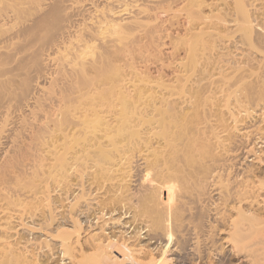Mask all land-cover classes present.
<instances>
[{
    "label": "bare ground",
    "instance_id": "6f19581e",
    "mask_svg": "<svg viewBox=\"0 0 264 264\" xmlns=\"http://www.w3.org/2000/svg\"><path fill=\"white\" fill-rule=\"evenodd\" d=\"M8 154L0 264H264V0H0Z\"/></svg>",
    "mask_w": 264,
    "mask_h": 264
},
{
    "label": "rangeland",
    "instance_id": "374dc122",
    "mask_svg": "<svg viewBox=\"0 0 264 264\" xmlns=\"http://www.w3.org/2000/svg\"><path fill=\"white\" fill-rule=\"evenodd\" d=\"M145 40V42H146V38L144 39ZM148 42V41H147ZM96 49V48H95ZM94 49V50H95ZM97 51H98V49H96L95 50V52H94V55H95V53H97ZM90 55H92V56H90ZM93 55V53H89L88 54V58H90V59H92V57H94L95 58V56ZM116 56H117V54H115ZM155 56V57H153V56ZM152 55H150L149 57H147V59L145 58L144 59V61L142 60H140V65L142 66V65H144V66H142V69L145 71L146 70V73L147 74H149V75H154L155 73V75H157V73L159 74V73H164V74H168V70H169V68L168 67H166L167 69H165V67H161V65L163 66V64H161V63H164L166 60V50H164L163 51V57L160 55V56H158L159 54H152ZM114 56V55H113ZM112 56V59H113V61H114V59H117V58H120V57H113ZM156 56H157V58H156ZM160 57H162L163 59H164V61L162 62V58H160ZM159 58L161 59V60H159ZM161 61V62H160ZM112 63H115V62H112ZM117 63V62H116ZM164 65H165V63H164ZM145 67V68H144ZM163 68V69H162ZM166 71H165V70ZM158 70H161V71H158ZM150 71V72H149ZM149 72V73H148ZM152 73V74H151ZM154 75V76H155ZM42 84H44V88L47 86V82L45 81V80H43L42 81ZM41 84V85H42ZM40 94H42V91H37L34 95H33V97H35L36 95L37 96H39ZM28 141V142H27ZM26 144V145H25ZM27 144H29V139L27 140H25V142L23 143V145H21V148L23 147V148H25V146H27ZM22 148V149H23ZM23 153V154H22ZM22 153H20V155H19V157H20V159H23V157H24V150L22 151ZM21 154L23 155V156H21ZM7 156H8V158H7ZM7 156H5V157H2L1 159H0V165H3L4 163V165L3 166H0V171L2 172V170L1 169H3V167H4V169L3 170H5V167L7 166V164H8V160H9V158L11 157V155L9 156V154L7 155ZM252 157H250L249 159L248 158H245L244 160H243V162H242V164L243 165H245V163H247V162H249L248 160H250ZM5 159V160H4ZM8 159V160H7ZM247 159V160H246ZM259 159V160H258ZM5 161V162H4ZM253 162H254V164L258 167L259 165H260V167H262V168H264L263 166H264V155H262V156H260V158H257V159H255V160H253ZM3 163V164H2ZM9 169V168H8ZM9 170H11V169H9ZM9 172V173H8ZM5 173L7 174V175H5V176H7L6 178H8L9 176L8 175H12V172H10V171H8L7 170V172H6V170H5ZM11 173V174H10ZM220 235H224V234H220ZM223 245H225L224 247H226L227 246V244H223ZM229 259L227 260V262H226V264L228 263H231L232 261L234 262V264H237L238 263V261H237V259L236 258H233V256L231 257V256H229L228 257ZM233 258V259H232ZM231 261V262H230ZM237 262V263H236Z\"/></svg>",
    "mask_w": 264,
    "mask_h": 264
}]
</instances>
